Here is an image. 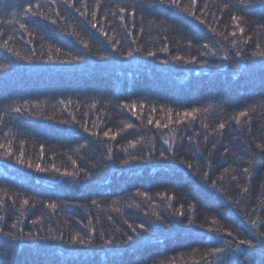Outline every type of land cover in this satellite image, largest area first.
<instances>
[{
  "label": "trees",
  "instance_id": "obj_1",
  "mask_svg": "<svg viewBox=\"0 0 264 264\" xmlns=\"http://www.w3.org/2000/svg\"><path fill=\"white\" fill-rule=\"evenodd\" d=\"M260 53L264 0H0V264H264Z\"/></svg>",
  "mask_w": 264,
  "mask_h": 264
},
{
  "label": "snow or ice",
  "instance_id": "obj_2",
  "mask_svg": "<svg viewBox=\"0 0 264 264\" xmlns=\"http://www.w3.org/2000/svg\"><path fill=\"white\" fill-rule=\"evenodd\" d=\"M173 4H175V0H173ZM37 7H38V5H37ZM31 9H29V11H30ZM194 14V13H193ZM234 21H237V26L239 27V20L241 19L240 17H233L232 18ZM243 29L241 28L240 29V32L241 33H243ZM233 35H235V33H233ZM261 55H264V53H260ZM75 59V58H74ZM17 111H19V109H17ZM195 111H199V110H195ZM185 115H192V113H186ZM241 116H245V115H247V113H241L240 114ZM129 127H131V125H129ZM220 128L221 129H223L224 128V125L223 124H221L220 125ZM105 135H108V133H105ZM114 138V137H113ZM40 171H44V169H39ZM56 171H59L58 169L56 170ZM245 171H247V169H245ZM62 175H66V176H70V175H72L71 173H63ZM233 178H235V177H233ZM245 191H247V189H245ZM24 203L25 204H27L28 202H27V200H25L24 201ZM49 207H51V208H55V205H49ZM215 223V222H214ZM133 231H135V229H133ZM229 235H231V233H229ZM129 239H131V237H129ZM240 243L241 244H244V243H248L249 244V246H251V242L250 241H243V240H241L240 241ZM216 251H219V249H217ZM211 254V253H210Z\"/></svg>",
  "mask_w": 264,
  "mask_h": 264
}]
</instances>
